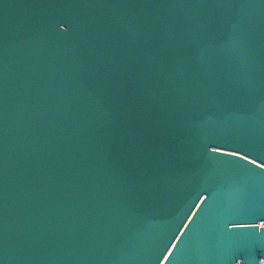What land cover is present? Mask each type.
<instances>
[{
  "label": "water",
  "instance_id": "95a60500",
  "mask_svg": "<svg viewBox=\"0 0 264 264\" xmlns=\"http://www.w3.org/2000/svg\"><path fill=\"white\" fill-rule=\"evenodd\" d=\"M261 259L264 0H0V264Z\"/></svg>",
  "mask_w": 264,
  "mask_h": 264
},
{
  "label": "built area",
  "instance_id": "2783aa9c",
  "mask_svg": "<svg viewBox=\"0 0 264 264\" xmlns=\"http://www.w3.org/2000/svg\"><path fill=\"white\" fill-rule=\"evenodd\" d=\"M263 225V224H260ZM236 264H244L242 260H239ZM260 264H264V259H261Z\"/></svg>",
  "mask_w": 264,
  "mask_h": 264
}]
</instances>
